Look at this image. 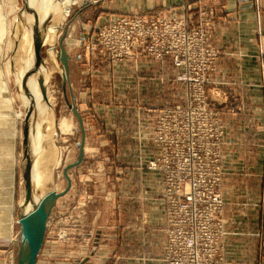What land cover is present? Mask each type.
I'll list each match as a JSON object with an SVG mask.
<instances>
[{
    "label": "rangeland",
    "instance_id": "rangeland-1",
    "mask_svg": "<svg viewBox=\"0 0 264 264\" xmlns=\"http://www.w3.org/2000/svg\"><path fill=\"white\" fill-rule=\"evenodd\" d=\"M25 1L26 0H0V159L1 157L11 158L10 164L7 166L10 173L6 171L7 169L4 171L0 167V264H17V257L20 249V227L17 224V212L21 204V199L23 200L24 193V185L22 181V125L29 109V107L26 108L29 106L27 101H32V99L24 93L26 88L21 90L20 84L17 83L16 79L18 74H15V68L20 69L19 64L25 62V58L18 60V57H16L18 50L16 51V49L22 51L31 45L30 38H28L29 34L24 35L22 32L23 30L19 28V21L24 17L23 6L26 4ZM30 2H33V0L29 1V5H31ZM92 2L93 0H62L58 20L56 22L49 21L46 26L41 27V29L37 31V35L35 34L36 38L39 35V43L43 44L38 54L39 58L42 60L40 66L41 70L38 71L37 69L31 71V74L35 76H33L35 81L32 80L31 76L22 68L23 74L21 77L25 81L24 83L28 84L29 88L36 82L40 83L44 80L45 96L47 95L50 98H53L51 107H48V103L43 101V108L47 111L44 113L43 117L41 116L42 118L36 113V106L33 105V112L31 113L29 120V131L32 130V142L39 146L34 140L35 131L37 132V137H41L40 139L38 137L40 140V146L42 149L49 151L50 154L49 158L43 160L41 163V160L45 158V155L39 154L34 156L31 150L32 155L30 156L32 163L33 161L35 163V160H37L36 164H39V167L42 164L40 174L41 172H44L42 171L44 168H47L44 170L45 172H48V177L45 178L46 181L37 191H35L34 186V195L39 196L40 200L50 192H54L58 195V197L51 200L50 205L46 208L47 219L43 245L36 259V264H84V257H89L91 249L92 251H96L99 247L104 249V254H108V258L104 262L105 264H132L130 259L138 253V249L135 246V238L128 235L130 231L129 228L131 227H114L115 223L114 226H110L109 224L107 229V235L109 237V239H107L108 241L102 240L100 237V230L97 232L99 229V225H97L99 212H101L99 211V204L97 203L99 202L101 195L102 197H106V200L109 203L113 202L115 204L116 201H120L121 198L118 197H121L119 186L122 181L121 175L122 173H135L132 169L136 168V166L132 162L133 159L130 155L137 154L138 149L131 145H119L116 138L121 136V133L117 130L105 131L100 128L98 129V126H95L96 129L91 130L90 135V130L84 128L85 122L83 120H94L95 115L88 114V112H85L82 115L79 114V104L76 100V92L85 88L88 78L84 75L79 77L76 75L77 82L74 86L73 77L70 76V71L73 70L72 68L78 65L81 72H83V66L86 68L87 61H89L91 57L96 56V54L103 57L110 64L137 60L126 58L122 61L113 60V57L108 55L102 49L103 47L100 44V40L98 41L100 32L103 31V29L114 25L116 20L122 17H150L152 15H158L168 21H185L190 27L200 22V20H197V22L192 21L189 17H166L160 13L132 14L121 16L91 30L92 27L89 28L90 26L88 24L91 23L93 17L89 11H87V7ZM25 20L23 22H25ZM206 23L207 25L204 27L206 29L205 31L208 41L209 35L207 29L209 27V22ZM17 39H22L21 41L19 40V48L16 47L17 44H15ZM59 43H61L67 56L68 76L64 93L61 89L62 65L55 54L48 52L50 44H52L58 52ZM214 51L219 54L217 50ZM140 58H148L159 62L149 57ZM16 60L18 61L16 62ZM178 76L179 70L176 73L175 82L182 87L183 92L181 97H179V99H173L174 102L172 101L171 106L156 108L154 111L159 112L164 109H180L187 113L188 117L183 119L178 117L177 122L173 119H168L167 124L159 125V121H156L155 114L149 122L140 123L139 125V131L141 130L145 135L143 136V139L154 149V157L136 169L156 173L160 178V191L164 207V243L160 253V261L163 264H168L167 260L165 261L164 256V247L167 242V236L165 233L166 196L165 193H163L162 187L163 175L158 171L149 170V163L160 164L163 161H167L171 164L173 171H176L178 164L177 161L174 160V149L175 147H178L183 150L185 147L180 141H176V145H168L162 138L164 134H166L167 138L173 141L176 139H184L186 141H194L197 144H202L203 141L206 140L204 130L198 128L196 124H194L193 127L190 126V119H194L195 117L188 111L197 108L198 100L193 96L189 87L179 82L177 78ZM208 83L209 84L205 87L207 94L210 90L209 87L216 85V82L213 80H208ZM108 99V104L115 108H118L123 101V99L117 95H111ZM96 100L99 103L105 99L97 97ZM207 105H209L217 115L219 114V120L222 127L220 129V142L214 140L217 133L210 131L208 133L209 141L206 143L213 147L221 145L220 151L222 158L225 131L220 113L217 110V102L210 100L208 95ZM69 106L74 107L79 114L82 121V130ZM62 119L69 125L68 135H61L57 131L56 127L58 121ZM48 124H52L51 126L56 128L55 131H53V128L51 127V134H49V132L47 133L49 128ZM36 125L38 126L36 127ZM51 136L54 139H52ZM83 137V153L81 160L78 162L79 145ZM136 137L139 139L140 135L138 134ZM100 138H110V144H100ZM4 147L9 149V151L6 152V155H4ZM51 148L53 150H51ZM199 155H206V152L195 156L190 150H186L182 155L181 161L184 162L192 161V159H201L207 166L203 167L204 173L196 175L197 183L195 188H197V190L195 193L202 192L203 189L206 188L209 189V191H212L213 195L219 196L222 201L223 207L220 213V218L223 221L224 235L220 239V244L222 247L221 254L223 255L224 264H226L225 241L230 233L226 228L227 222L223 217L225 206L221 194V185L224 177L223 159H221V161L219 160L221 171L218 172V169L220 168L214 166L213 160L199 158ZM135 159L137 165L141 164L143 161L141 157H136ZM5 173L6 175L7 173L11 174L12 180V195L9 202L10 210L8 209L10 217L4 216L3 211L5 209L3 204H1L5 198V189H1ZM64 173L67 177L64 176ZM86 173L88 175L84 176ZM100 179L103 180L102 188L104 189V192L102 191V193H100ZM131 196L134 195H130V197ZM33 200H35L34 203L38 202L37 199ZM106 200L104 198L103 201L105 202ZM211 202L212 196H207V200H203L201 204L208 206L211 205ZM101 210L104 212L103 217L105 216L108 221H111L116 216V212H118L113 208L107 210L105 209V206H103ZM5 212L7 211L5 210ZM123 212L122 208H120L119 213L121 219L127 217V215H125L126 211ZM257 232L261 238L260 246L257 247V250L261 251L259 258L257 259V264H264V224L258 227ZM201 245L205 246V251H208L209 243L206 240H202ZM95 251L92 252L91 256L94 255Z\"/></svg>",
    "mask_w": 264,
    "mask_h": 264
},
{
    "label": "crops",
    "instance_id": "crops-1",
    "mask_svg": "<svg viewBox=\"0 0 264 264\" xmlns=\"http://www.w3.org/2000/svg\"><path fill=\"white\" fill-rule=\"evenodd\" d=\"M87 11L93 17L88 24L91 30L132 14L160 13L166 17H189L195 22L200 20L201 13L208 17L206 46L219 52L215 72L210 76L216 85L209 87L208 95L217 102L225 131L221 194L225 203L223 217L230 233L225 241V260L226 264H257L261 253L257 250L261 243L257 229L264 224V0H93ZM87 62L83 72L78 65L70 71L74 86L76 75L88 78L85 88L76 92L79 114L95 115L94 120H83L84 128L90 130V135L97 126L105 131H119L118 144L135 146L138 152L130 155L132 162L136 168L144 165L154 157V149L143 139L145 135L139 131V125L150 121L154 109L171 106L173 99L181 97L182 87L175 82L177 71L170 59L156 62L139 58L110 64L96 54ZM111 95L123 99L118 108L108 104ZM97 97L105 100L98 103ZM109 140L100 138L99 142L110 144ZM3 151L6 155L9 149L4 147ZM136 157L143 159L141 164L137 165ZM10 159L1 157V169H7ZM136 168L132 169L135 173L121 175L120 201L109 203L101 195L96 230H100L103 241H108L109 224L131 227L128 235L135 238L138 249L130 259L132 264H163L160 253L164 243V207L160 178L156 173ZM8 173L1 188L5 189L1 202L7 211H3L5 217H10L12 195ZM102 184L100 179V193L104 192ZM101 205L118 211L111 221L103 217ZM120 208L126 211V218L121 219ZM103 250L99 247L91 256V249L84 264H105L108 254Z\"/></svg>",
    "mask_w": 264,
    "mask_h": 264
},
{
    "label": "built area",
    "instance_id": "built-area-1",
    "mask_svg": "<svg viewBox=\"0 0 264 264\" xmlns=\"http://www.w3.org/2000/svg\"><path fill=\"white\" fill-rule=\"evenodd\" d=\"M200 22L188 26L185 21H168L158 15L150 17H122L115 24L100 32L98 41L102 49L113 60L153 58L159 62L170 59L178 71L179 82L190 88L198 100L195 110H189L195 118L190 119L204 130L206 140L202 144L184 139L171 140L166 134L162 137L168 145L180 141L185 149H174V160L178 167L173 171L167 161L149 163L148 169L163 175L162 187L166 196V229L167 242L164 247L165 261L168 264H224L220 239L223 237L221 220L222 201L209 189L195 193L196 175L204 173L206 166L201 159L181 161L184 151L190 150L199 158L213 160L214 166L220 168L221 145L209 146L208 133L214 131L215 141L220 142L221 122L219 114L207 105L205 87L210 76L215 72L219 54L206 47V29L208 17L199 14ZM207 28V27H206ZM159 125L167 124L168 119L177 122V118H187L183 110L164 109L155 112ZM195 122V123H194ZM153 129V128H152ZM153 140V139H152ZM153 142V141H152ZM207 167V166H206ZM221 168L218 169V172ZM207 196H212L211 205H202ZM202 240L209 243L208 251L201 245Z\"/></svg>",
    "mask_w": 264,
    "mask_h": 264
},
{
    "label": "bare ground",
    "instance_id": "bare-ground-1",
    "mask_svg": "<svg viewBox=\"0 0 264 264\" xmlns=\"http://www.w3.org/2000/svg\"><path fill=\"white\" fill-rule=\"evenodd\" d=\"M29 1L30 0H26L25 1L26 5H28V9H27V13L24 14L23 19H21L19 21V28H21L23 30L22 32L24 33V35L29 34L28 38H30L31 45L27 49H23L22 51H20L19 49H16V51L18 50L17 51V56H16V57H18V60H21V59L25 58V62L24 63L21 62L19 64L20 69L19 68H15V74L16 75L18 74V77L16 79H17V83L20 84L21 90H24L26 88L24 90V93L26 95H28L32 99V101L30 100V102H29V100L27 101L29 103V106H27L26 108L33 107V105L36 106V108H35L36 109V113H38V115L40 117L41 116L43 117L44 113L47 111L45 108H43V103H44L43 101L48 103V107H51V104L53 103V98H50L47 95L45 96V92H44V97H43V94L41 93V91L39 89V87H41L44 90V87H45L44 80L42 82H40V83L36 82L34 85H32V87L29 88L28 84L24 83L25 81L23 80L21 75L23 74V70H24L28 75L31 76V79L35 81V79L33 78L34 75L31 74V71L37 70V69H38V71H40L41 70V68H40L41 64H39L35 68L33 66L34 65V60H35V49L33 47V42H35L37 31H39L41 29V27L46 26L49 21H55L56 22L58 20V16L60 14V6H61V1L62 0H33V2H30L31 5H29ZM24 20H25V22H23ZM37 39L39 41V35L37 36ZM19 40L21 41L22 39H17L15 41V44H17L16 47H18V48H19L18 44H20ZM40 45L42 46L43 44L40 43ZM50 46H52V44H50L49 47ZM18 60H16V62ZM22 68H23V70H22ZM27 102H26V104H27ZM35 115H37V114H35ZM34 118H36V117H34ZM54 121H55V119H54ZM51 125L52 124H50V125L48 124L49 128L47 127L48 128L47 133L49 132V134H51L50 132H52V128H53V131H55V129L57 128V131L61 135H68L69 134V125L63 119L58 121V124H57L56 128H54ZM37 126L38 125H36V127ZM28 136H29V140L32 142V139H31L32 130H30ZM38 137H37V132L34 131V140L39 146L35 145L33 142L31 144V142H30V147H31L30 149L32 150L34 156L35 155H39V154L45 155V158H43L41 160V163H42L43 160H45V159L47 160L49 158L50 154H49V151L42 149V147L40 146V140H39L41 137H39V139H38ZM51 138L54 139L52 136H51ZM63 140H64V138H63ZM45 141H46V137H45ZM53 144H54V141H53ZM51 150H53V149L51 148ZM56 151H57V149H56ZM35 153H37V154H35ZM36 161L37 160H35V163H34V161L32 163V159H30V162H29L30 163L29 166H31V163H32V166L30 168H31V173L33 174L32 183L35 186V191H37L44 184V182L46 181L45 178L48 177V172H45V170H44V169H47V168H44L42 170L44 172H41V174H40V170L42 169L41 168L42 164L39 167V164L37 165ZM39 162H40V160H39ZM32 174H31V176H32ZM42 197H43V195H42ZM33 199H37L38 202L34 203L35 200H32L33 202H31V204H28L25 207L24 212H23L24 214L30 213L32 208H33V206L37 205L39 203V201H40L39 196H36V195H33ZM22 204H23V200H22L21 205L19 207H21Z\"/></svg>",
    "mask_w": 264,
    "mask_h": 264
},
{
    "label": "water",
    "instance_id": "water-1",
    "mask_svg": "<svg viewBox=\"0 0 264 264\" xmlns=\"http://www.w3.org/2000/svg\"><path fill=\"white\" fill-rule=\"evenodd\" d=\"M28 5L23 6L24 14L27 13ZM33 47L35 49V60H34V68L42 63L41 58H39V50L41 49V45L37 38H35V42H33ZM48 52L51 54H55L62 65L61 68V89L62 92H65V87L67 83V56L65 54L64 49L59 43V51L55 50V47L51 46L48 49ZM42 94H44L43 88L39 87ZM73 114L75 115L78 125L82 130V121L79 114L76 112L74 107L69 106ZM33 112V107H29L27 114L24 118L22 125V152H23V166H22V181H23V204L19 207L17 212V224L20 227V249L17 257V264H36V259L43 245L47 212L46 208L50 205L51 200L58 197L54 192H50L42 198L37 205H34L31 212L28 214H24V209L28 204L33 202L34 195V185L32 183L31 176V166H29V160L31 159V147L29 140V120L31 113ZM83 136V132H82ZM83 142L84 137L79 145V155L78 162L82 158L83 153ZM64 176L66 174L64 173Z\"/></svg>",
    "mask_w": 264,
    "mask_h": 264
}]
</instances>
